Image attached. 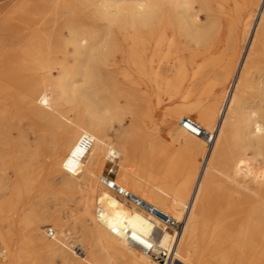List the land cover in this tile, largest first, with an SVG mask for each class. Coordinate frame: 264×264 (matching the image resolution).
I'll use <instances>...</instances> for the list:
<instances>
[{"label":"bare ground","instance_id":"obj_1","mask_svg":"<svg viewBox=\"0 0 264 264\" xmlns=\"http://www.w3.org/2000/svg\"><path fill=\"white\" fill-rule=\"evenodd\" d=\"M134 1L137 4L127 11L122 9L125 3H120L122 7H118L119 0H85L81 3L72 0H41L26 7L15 8L14 15L8 18L14 28L12 34L29 32L38 46L33 45L32 49L26 47L12 54L5 53L0 42V96L4 86H15L16 91L26 97L27 104L38 109L44 117H50L54 126L61 127L59 140L63 148L55 167L65 176V189L71 199L77 201L81 219L92 224V227L94 225L90 236L92 248L98 252L127 256L135 264H152L156 261L143 252L140 243L145 244V238L154 235L163 220L155 213L148 216L141 210H130L119 198L96 184L95 179L104 168V160L114 153L121 161L117 164L121 177L117 181L119 184H127L124 186L127 190L174 220L183 211L185 221L184 218L177 220L183 222L181 231L170 234L162 228L157 237V244L171 252L172 264L175 261L178 264H264V171L259 172L255 165L257 158L264 155V74H260L264 71V59L261 58L264 49V0H246V10L238 20L229 23L228 33L235 37L231 46L234 56L217 60V65L224 76L223 86L231 84L236 76L234 91L229 100L224 101L227 102L225 108L220 109V122L216 120V114L206 112H199L200 116L196 118L206 130L215 133V143L211 150L208 151L207 147L205 149L201 138L190 134L193 138H189L181 133L176 137L178 144L185 150L204 156L202 172L198 170L193 158L186 169L176 164L165 170L161 156L155 158V150L138 159L128 139L110 147L103 134L108 108L100 102L98 106H101L103 114L91 113L87 109L86 115L77 114L73 118L60 113L58 105L56 109L51 105L53 100L56 104L67 97L65 82L69 81L72 86L75 83L74 74L66 72L62 75L61 70L55 79L56 83L52 84L48 80L51 72L45 70L39 61L45 59V55H41L45 51L59 52L62 48L72 47L77 62L84 57L88 63L107 66L117 52L114 29L126 18H139L154 24L166 17L177 16L180 19L178 25L195 35L199 44L208 42L212 35L221 32L226 21L222 16L213 15L210 0ZM60 21L65 24L68 33L66 37L57 28ZM251 32L250 50L238 71ZM218 49L214 47L210 51ZM202 61L203 57L195 55V71L203 73L211 67L203 65ZM61 65L66 67L64 62H57L54 67ZM89 75L88 72L84 73V79L88 80L91 77ZM198 75L195 74L196 80ZM54 112L59 117H55ZM184 118L191 117L181 111H174L166 123L170 128L180 131L177 125L183 130L181 122ZM83 136H89L93 141L89 149L79 145ZM233 148L238 150V157L233 154ZM250 151L253 153L252 158L248 155ZM136 163L142 176L130 170ZM30 183L28 176L16 171L11 196L0 201V224L8 222L7 213L15 210L19 212L22 208L21 192ZM97 207V215H94ZM97 221L102 223L104 230L95 227ZM65 226L59 217L51 225L59 235L64 233ZM125 229L130 232L128 235L124 234ZM47 248L55 256H58L61 249L58 244ZM79 250L80 254H74L87 262V255L92 250ZM220 253L223 255L219 256Z\"/></svg>","mask_w":264,"mask_h":264},{"label":"rangeland","instance_id":"obj_2","mask_svg":"<svg viewBox=\"0 0 264 264\" xmlns=\"http://www.w3.org/2000/svg\"><path fill=\"white\" fill-rule=\"evenodd\" d=\"M40 1L8 0L0 5V42L5 53L16 54L23 48L31 47L32 49L33 45L38 46L29 32L22 35L12 34L14 28L12 24H9L8 18L14 15L13 11L18 6L26 7ZM72 1L81 3L85 0ZM120 3H125L127 6ZM136 4L134 0H119L118 7L122 5L125 7L121 6L122 9L127 11ZM209 5L213 15L222 16L226 21H224L223 30L212 35V38L203 44H199L195 35L178 25L180 19L177 16L166 17L154 24L139 18H126L119 27L114 29L117 52L107 66L88 63L84 57L79 58L77 62V59L74 60L76 56L72 47L62 48L59 52L50 50L42 53L45 59L39 61L45 70L51 72L48 74V80L52 84L56 83L55 79L60 70L62 75L66 72L74 74L75 84L73 83L72 86L69 81L65 82L67 97L56 104L53 100L54 103L51 104L53 109H56L58 105L60 110H57L70 118L77 114L86 115L87 109L91 113L103 114L101 106H98L100 102L108 108L105 112L103 134L105 142L110 147H114L118 141L128 139L138 159L155 150V158L158 159L161 156V164L165 170L175 167L176 164L186 169L188 163L194 160L197 162L198 170L202 172L205 166L204 156H197L185 150L176 141L180 133L189 138L193 137L178 125L180 131L170 128L166 119L174 111H181L197 121L199 112H206L210 115L216 114V120L219 119L218 122H220L222 119V115L218 117L220 109L225 108L227 102L224 101L229 100V96L234 91L236 76L231 84L223 86L224 76L217 65L219 63L217 60L231 59L234 56L231 46L235 37L228 33V27L229 23L238 20L246 10V0H210ZM64 25V22L60 21L57 28L66 37L68 33ZM252 32L247 45L245 44L246 48L243 49L238 71L250 50ZM214 47L219 49L211 52L210 50ZM195 55L203 57L202 64L211 67L203 73L195 71ZM261 58L264 59V49L261 52ZM57 62H64L66 67L62 65L54 67ZM86 72L91 76L88 80L83 76ZM195 74H199L197 80ZM260 74L263 75L264 71ZM3 90L0 96V201H5L11 196L17 170L28 176L31 183L21 192L23 206L19 212L15 210L7 213L8 222L0 224V264H135L127 256L98 252L92 248L90 233L94 231V225L92 227V224L81 219L77 201L72 200L65 189L63 180L65 176L55 167L63 148L59 140L61 127L54 126L50 117H44L38 109L27 104L26 97L22 96L21 92L18 93L15 86L8 84L3 87ZM53 114L55 117L58 116L55 112ZM203 145L206 149V145ZM233 154L238 157L236 148H233ZM248 155L252 158L253 153L250 151ZM104 163V168L97 173L95 182L108 191L100 184V178L107 175L109 171L106 159ZM255 165L259 172L264 171V155L257 158ZM130 170L137 173V176H142L137 163ZM115 171L112 177L119 182L121 177L118 167ZM122 186L126 187L127 184ZM120 201L130 210H134V207ZM97 210L98 207L94 210V215H97ZM181 213L177 219L179 221L184 218L183 211ZM58 217L61 223L66 225L63 229L64 233L56 234V237L51 240L46 233L53 228L51 227L53 220ZM95 227L104 230L101 222L97 221ZM169 233L173 232L169 231ZM55 244L61 248L58 256L47 248ZM80 248L92 250V253L87 255V262L74 254H80ZM138 255L140 256L139 253ZM221 255L223 253L219 254ZM152 264L159 263L153 261ZM175 264L178 263L175 261ZM220 264H226V262Z\"/></svg>","mask_w":264,"mask_h":264},{"label":"built area","instance_id":"obj_3","mask_svg":"<svg viewBox=\"0 0 264 264\" xmlns=\"http://www.w3.org/2000/svg\"><path fill=\"white\" fill-rule=\"evenodd\" d=\"M181 126L183 130H185L188 134L201 138L208 151L211 150L212 146L215 143V133L206 130L200 123L193 120L192 118H184L181 122ZM93 141L89 136H83L79 142V145L83 148L89 149L92 145ZM119 161V156L111 153L107 157V162L109 164V171L107 175L101 177V184L111 192L115 197L119 198L120 200L126 202L130 206L134 207L135 209L143 211L146 215L151 216L152 214L159 215L163 220L160 221V226H157L156 232L154 235L150 236L149 238H145V244H141L143 252L155 260L159 264H172L173 258H171V252L166 249L162 248L157 244V237L161 233L162 228L173 233H178L181 231V222L174 220L161 212H159L155 207L148 205L139 197L135 196L132 192L127 190L124 186L120 185L115 178L112 176L115 175V170L117 169V164ZM114 234H117L116 231H113ZM130 232L125 229L124 234L128 235ZM48 238L53 240L56 237V232L52 229L48 230L47 234ZM132 236V234H131ZM151 245L148 247L147 245Z\"/></svg>","mask_w":264,"mask_h":264},{"label":"crops","instance_id":"obj_4","mask_svg":"<svg viewBox=\"0 0 264 264\" xmlns=\"http://www.w3.org/2000/svg\"><path fill=\"white\" fill-rule=\"evenodd\" d=\"M8 0H0V5L4 4L5 2H7Z\"/></svg>","mask_w":264,"mask_h":264},{"label":"snow or ice","instance_id":"obj_5","mask_svg":"<svg viewBox=\"0 0 264 264\" xmlns=\"http://www.w3.org/2000/svg\"><path fill=\"white\" fill-rule=\"evenodd\" d=\"M45 103H46V101H45ZM148 247H151V245L149 244V245H147Z\"/></svg>","mask_w":264,"mask_h":264}]
</instances>
